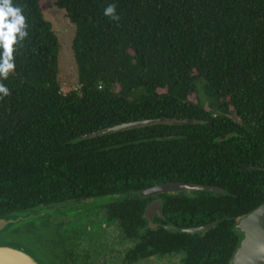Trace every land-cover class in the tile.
I'll return each mask as SVG.
<instances>
[{"label":"trees","instance_id":"1","mask_svg":"<svg viewBox=\"0 0 264 264\" xmlns=\"http://www.w3.org/2000/svg\"><path fill=\"white\" fill-rule=\"evenodd\" d=\"M43 1L13 0L29 35L0 81L11 92L0 100V216L109 197L106 220L131 243V261L182 253L181 264H230L235 223L264 203V0H57L76 26L79 88L69 93ZM110 3L118 23L104 15ZM174 182L224 193L162 195L165 219L153 230L152 197L141 191ZM213 222L200 234L164 228ZM30 235L52 253L61 246ZM88 255L79 240L60 263L88 264Z\"/></svg>","mask_w":264,"mask_h":264},{"label":"water","instance_id":"2","mask_svg":"<svg viewBox=\"0 0 264 264\" xmlns=\"http://www.w3.org/2000/svg\"><path fill=\"white\" fill-rule=\"evenodd\" d=\"M165 121L168 120L163 117L128 121L108 127L94 134L95 136H104L129 129L164 123ZM172 123L173 125H184L186 123L193 124L194 121L190 119L187 122L182 120L173 121ZM183 191L224 193L222 188L216 186L184 182L155 185L142 190L141 193L146 197H150L161 193H179ZM101 200H107L106 202H108L110 198H90L85 201L97 203ZM161 204V199L155 200L147 207L145 212V217L149 220L150 226L153 229L156 228V226L153 225L155 214L163 217ZM38 210L39 211L0 216V264H61L60 262H55L56 258L54 256V251L52 253L50 249H46L44 245H40V243L34 240L30 235L33 231L35 235L40 236V239H45L43 230L40 227H36L35 223L38 222V219L45 217L47 213L49 214L51 209L41 207L38 208ZM216 224L217 222H213L208 225L183 228L180 229V231L199 234L211 229ZM167 228L175 229L174 226H167ZM235 228L244 237L233 255L231 264H264V203L242 217ZM34 229H37V231ZM48 253L52 255V258L49 257Z\"/></svg>","mask_w":264,"mask_h":264},{"label":"rangeland","instance_id":"3","mask_svg":"<svg viewBox=\"0 0 264 264\" xmlns=\"http://www.w3.org/2000/svg\"><path fill=\"white\" fill-rule=\"evenodd\" d=\"M57 0H44V15L45 18L53 24L57 32L60 42L59 52V75L58 80L61 90L64 93H69L72 90L79 88L77 64L73 52V42L76 35V26L68 19L65 10L59 9L56 6ZM196 101L197 98L190 97ZM107 200H101L97 203L82 201L80 203H71L66 205H58L50 208V213L45 217L38 219L35 223L36 227H40L44 232L45 239H50L56 233L54 238L61 243L60 247L55 248V262L59 263L64 256L65 246L68 249H74V243L81 240L82 243H90V248L95 245V240H98V223L92 221V215L95 208L105 210ZM54 209V210H52ZM39 211V210H36ZM111 224H107L109 227ZM95 227L94 232L90 229ZM114 233V232H113ZM73 238L72 242H65ZM59 252V254H58ZM52 258V255L49 254ZM58 257V258H57Z\"/></svg>","mask_w":264,"mask_h":264},{"label":"flooded vegetation","instance_id":"4","mask_svg":"<svg viewBox=\"0 0 264 264\" xmlns=\"http://www.w3.org/2000/svg\"><path fill=\"white\" fill-rule=\"evenodd\" d=\"M180 194L190 195V196L193 195L191 191H183V192H179V193H161V194H156V195H153L150 197H146L142 194V196L144 198H151L152 197V200L148 203L147 207L153 201L161 199L162 200L161 205H162V210H163V200L164 199L162 198V195H180ZM106 204H107V202H106ZM106 204L102 205V206H105V210H101L100 208H95L94 214L92 215V221L97 222L98 227H99V230H98V237L99 238H98V240H95L94 247L90 248V243H85V242L82 243V248H83L84 252L89 254L87 256L88 257V264H181L182 253L172 254V255H167V256L153 254V255H149V256H146V257L140 258V259L135 258L136 260L131 261L130 258L126 257V253L131 248L129 246L131 243H127V242L123 243L121 240H118L119 233L117 231L116 224L114 222H107V220H106V216H105ZM147 207H146V209H147ZM146 209H145V212H146ZM145 212H144V218L148 221L149 226H150L149 220L145 217ZM156 217L161 218V219H165L164 210H163V217H160L158 214H155L154 219H153V225H155L156 228L153 229L150 226V228L153 230H156L159 227L158 224L154 223V220ZM238 221L235 223V225L233 227V231L236 233V235L240 236V241H239V244H240V242L244 236L235 228ZM107 224H111V225H109V227H106ZM167 226H174V225H170V224L164 225V228L167 230L177 229L180 231V229H183V228H177L175 226H174L175 229H168ZM188 228H190V227H188ZM94 230H95V227H92L90 229V232L91 231L94 232ZM181 233H184V232H181ZM191 234H193V233H191ZM93 252H94V255H93ZM90 253H92L91 256H90ZM231 262H232V259H231Z\"/></svg>","mask_w":264,"mask_h":264},{"label":"clouds","instance_id":"5","mask_svg":"<svg viewBox=\"0 0 264 264\" xmlns=\"http://www.w3.org/2000/svg\"><path fill=\"white\" fill-rule=\"evenodd\" d=\"M23 13L24 7L15 6L13 0H0V81L14 72V52L29 35L27 17ZM104 15L117 23L121 19L115 3L106 6ZM10 95V89L0 82V100Z\"/></svg>","mask_w":264,"mask_h":264}]
</instances>
